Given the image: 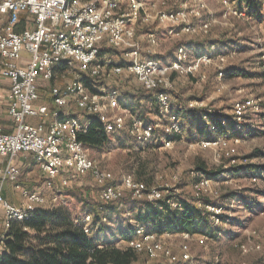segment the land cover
<instances>
[{"label":"built area","instance_id":"obj_1","mask_svg":"<svg viewBox=\"0 0 264 264\" xmlns=\"http://www.w3.org/2000/svg\"><path fill=\"white\" fill-rule=\"evenodd\" d=\"M219 2L226 6L227 14L245 17V12L230 0ZM207 9L206 0H185L179 9L173 10L168 0L0 1V13L6 16L0 33L2 76L11 83L8 109L14 122L12 132L0 126V252L5 250L6 232L14 222H24L38 208L50 206L45 191L30 189L20 181L21 155H32L37 161L45 190L55 192L70 186L80 176L91 175L103 203L119 201L127 191L135 201L166 199L172 208L182 207L174 186L169 183L149 186L131 173L118 183L114 173L89 154L79 135L90 128L86 116L97 115L108 135L126 129L127 119L131 118L128 132L134 140L147 144L155 137L152 124L122 106L119 87L108 88L103 83L108 68L119 86L125 83L124 75H132L146 90L156 92L157 114L170 117V132L183 134L172 111L169 73H193L196 67L186 68L189 55L185 45L178 47L177 57L171 64L161 63L155 57L160 45L157 31L139 33V28L157 21L159 26L172 28L175 36L209 32V21L196 25L189 22L190 17L201 20ZM24 12L28 14V25L19 31ZM103 46L121 51L125 63L113 62L109 56L102 55ZM260 51L263 52L260 64L264 71V37L260 39ZM223 74L224 71H220V76ZM45 86L49 88L53 107L42 102L41 89ZM233 111L236 119L242 122L249 111L264 112V105L260 98L250 96L236 102ZM31 119L39 121L34 123ZM211 128L216 130L217 126L212 124ZM228 141V136L224 135L216 141L202 143L226 145ZM234 141L239 142L238 139ZM177 180L178 176H174V181ZM212 182L202 177L195 184L196 199L212 192ZM8 185L22 194L21 204L6 197ZM56 200L54 197L53 201ZM198 200L196 203L201 204ZM206 207L219 220L221 208L210 204ZM75 222L87 234L93 232L92 213L81 215ZM134 226L136 237L125 242V247H132L158 264H199L191 246L193 242H204L207 236L187 231L158 234L148 231L137 221ZM165 235L182 239L178 252L171 243L164 241ZM240 246L244 253L251 250L246 244Z\"/></svg>","mask_w":264,"mask_h":264},{"label":"rangeland","instance_id":"obj_2","mask_svg":"<svg viewBox=\"0 0 264 264\" xmlns=\"http://www.w3.org/2000/svg\"><path fill=\"white\" fill-rule=\"evenodd\" d=\"M219 1L206 0L208 9L204 11L202 19H189L194 25L209 21V32L175 36L171 33L172 28L159 26L157 21L139 28V33L157 31L160 45L155 57L161 63L171 64L177 57L178 47L185 45L189 55L186 68L196 67L193 73H169L172 84L169 90L176 97L172 111L180 122L183 134L170 132V117L157 114V106L148 100L142 108L138 103L137 108L138 113L155 128L151 143L141 144L129 135L132 120L128 118L127 128L109 135L106 145L87 148L92 157L114 173L118 183L123 176L131 173L149 186L169 183L174 186V193L179 199L185 198L195 203L198 200L194 194L195 184L202 177L212 179V192L202 195L198 200L201 204L198 202L196 205L211 212L204 205L209 200L207 204L221 208L219 220L210 213V223L217 235L208 237L204 242L192 243L196 260L199 264H260L264 262V112L249 111L239 124L233 108L236 102L250 96L260 98L264 105V71L260 64L264 0H258L257 9L251 12L242 9L245 17L227 14L226 6ZM230 1L240 9L239 0ZM168 2L173 10L179 9L185 0ZM144 44H147L146 40ZM109 58L116 63L124 61L122 56ZM108 69L103 83L113 88L115 76ZM222 70L224 74L220 76ZM123 78L125 80V75ZM128 85V89L143 94L137 79L128 82ZM128 101L129 98L121 93L120 102L124 108ZM209 115L223 116L224 133L211 130ZM224 135L229 139L226 145L206 146L202 143L204 140L216 141ZM232 148L236 151L231 152ZM201 165L208 170L222 172L214 177L208 176L199 169ZM247 165L249 168L245 167ZM39 174V171L31 174L33 181L24 178L22 182L41 186ZM174 176H178L179 180L174 181ZM8 186L12 201L21 204L24 201L22 194ZM45 192L50 206H65L74 220L86 212L96 213L94 231L90 234L95 245L113 243L125 247L121 232L134 228L138 212L130 204L121 209H101L97 203L98 188L89 178L80 179L55 192ZM54 197L56 201H53ZM122 198V204L131 199L127 191ZM86 201L89 202L88 206ZM102 216L108 219L104 221ZM163 239L171 243L176 252L179 251L182 239L171 235H165ZM242 244L251 247L250 252L244 253L240 246ZM134 264L158 263L142 255L140 261Z\"/></svg>","mask_w":264,"mask_h":264},{"label":"trees","instance_id":"obj_3","mask_svg":"<svg viewBox=\"0 0 264 264\" xmlns=\"http://www.w3.org/2000/svg\"><path fill=\"white\" fill-rule=\"evenodd\" d=\"M257 1L239 0L240 9L246 8L247 11L251 12L257 9ZM22 21H24V18H21L20 24L23 23ZM102 55L109 57L115 55L116 58L122 56L121 51L110 46H103ZM123 63H125V60ZM135 79L132 75H125V83L119 86L115 81L114 88L119 87L121 93L129 98L124 106L131 109L132 114L143 118V115L138 113L137 105L141 103L142 108L143 104L151 100L157 106L156 92L146 90L143 85H141L143 94L128 89V82ZM90 88L96 91L94 87L90 86ZM169 93L172 95L173 105L176 97L174 98L172 91L169 90ZM180 109L182 110V108ZM86 118L91 125L86 133L79 135V139L86 146L92 148L103 147L109 142V135L106 133L103 123L97 115H88ZM223 121V116L209 115L208 123L217 126L216 130L211 128L213 132L224 133ZM238 123L242 124V122ZM23 156H20L19 162ZM34 162L37 164L35 159ZM245 167L249 168L248 165ZM21 168L20 181L22 182L26 170L23 166ZM199 169L202 173L212 177L222 172V170L217 172L208 170L205 165H201ZM237 170H240V168H237ZM85 178L92 180L91 175H86L78 177L74 182H79L80 179ZM179 201L182 207L177 209L172 208L166 199L154 201L127 199L123 203V207L130 204L133 209H137V223L144 225L150 232L165 234L187 231L192 234L216 237L217 232L210 223V212L185 198H180ZM122 202L123 198L109 203H103L99 199L97 203L101 206V209H116L120 208ZM207 203H209V200H207ZM207 203L205 202L204 205L206 206ZM88 204L89 202L86 201V206ZM89 213L94 216L92 226L94 231L96 213ZM102 218L103 220L108 219L107 216H102ZM223 219H225V216H223ZM135 237V226L128 231L121 232V240L124 242H129ZM5 245V250L0 252V264H134L139 262L143 255L132 247H118L113 243H106L103 246L95 245L90 238V234H87L81 226L76 224L71 212L63 205L57 208L51 206L38 208L30 219L24 222H14L6 232Z\"/></svg>","mask_w":264,"mask_h":264},{"label":"crops","instance_id":"obj_4","mask_svg":"<svg viewBox=\"0 0 264 264\" xmlns=\"http://www.w3.org/2000/svg\"><path fill=\"white\" fill-rule=\"evenodd\" d=\"M1 1V0H0ZM27 13H22L21 18H24L23 23L18 25V30L21 31L23 30L28 24H27ZM6 22V16H3L0 13V33L2 32V29L5 25ZM60 84H64V82L60 81ZM10 88H11V83L7 78H4L2 76V63H1V56H0V126H2L5 131L7 132H12L14 130V122L9 114V94H10ZM41 94H42V102H45L50 105V107H53V103L51 100L49 88L47 86L43 87L41 89ZM126 108V107H125ZM128 109V108H127ZM32 122L38 123V119H31ZM34 159L30 155H24L21 160H20V165L24 167V170H26L24 178L26 180L33 181L31 177V174L38 172L39 171V166L38 164L33 165ZM40 173V171H39ZM36 176V174H34ZM39 181H41V177L39 174ZM25 186L29 187L30 189H38L41 191H47L43 189L42 185L41 186H34V184H30L28 182L25 183L22 182ZM5 195L7 198L12 200L9 186L6 187L5 189Z\"/></svg>","mask_w":264,"mask_h":264}]
</instances>
